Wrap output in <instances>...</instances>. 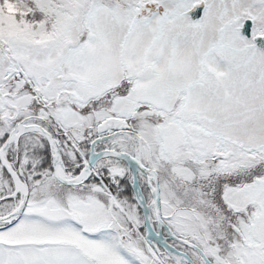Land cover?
Listing matches in <instances>:
<instances>
[{
	"label": "snow or ice",
	"instance_id": "1",
	"mask_svg": "<svg viewBox=\"0 0 264 264\" xmlns=\"http://www.w3.org/2000/svg\"><path fill=\"white\" fill-rule=\"evenodd\" d=\"M0 264H264V0H0Z\"/></svg>",
	"mask_w": 264,
	"mask_h": 264
}]
</instances>
